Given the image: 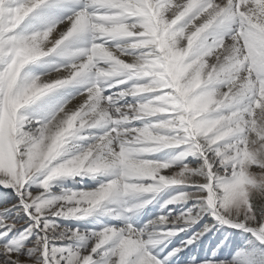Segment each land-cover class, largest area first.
<instances>
[{
    "label": "snow or ice",
    "instance_id": "6c2138e0",
    "mask_svg": "<svg viewBox=\"0 0 264 264\" xmlns=\"http://www.w3.org/2000/svg\"><path fill=\"white\" fill-rule=\"evenodd\" d=\"M78 4H81V0H0V14H9L8 16L0 15V21L5 19L15 21L14 26L9 24L6 31L0 27V121L5 125V162L4 166L0 167V188L12 190V192L0 193V230H3L0 231V240H7L12 229L19 228L13 225H21L20 221L15 220L14 217L23 214L29 218L23 221L24 224H28L30 220L33 221L35 211L33 201L35 198L38 203L39 197L36 193L29 191L25 185L37 172H41L43 176L40 187L47 190L50 182L56 178L57 170L67 169L77 157L83 159L87 154L86 150L84 153L68 158L70 154L65 149V145L76 132L87 128L82 127V121L77 115L87 102L80 104L79 107L76 105L77 98L86 96L88 89L72 96L71 99L58 100L51 93L76 81L90 69L95 71L100 67L93 61L92 44L107 41L105 45L107 47L111 39L105 37L101 40L92 37L90 23L95 22L98 17L110 18L117 37L132 43L146 38L149 29L152 33L158 32L159 39L166 41L181 34L185 44L188 37L196 33L197 43L206 44L212 49L219 48L222 42L235 37V42L243 47L244 56L247 57L244 63L251 81V91L243 102L244 107L238 109L244 112L246 131L249 128L255 131L253 126L259 123L256 119L257 113L264 110V0H130L127 4L113 3L111 0H83L82 6L73 8ZM64 10L71 11V14L61 18L58 13ZM29 18L31 22L25 27L24 22ZM229 23L232 26L227 27L224 33L217 32V29ZM153 24L159 27L153 28ZM60 25L64 27L61 28ZM124 26H138L143 35H126V32L131 31V27ZM22 28L25 34H21ZM28 29L32 31L28 32ZM88 36L91 37L89 47L80 48L81 38ZM50 37L52 39H49ZM69 40H72V46L65 48L60 57L68 59V63L60 64L57 61L53 65L46 66L43 75L31 80L22 75L26 66L56 54ZM30 46L35 47L39 54L28 60L19 73L13 76L14 52ZM177 52L179 54V50ZM131 86L132 81L129 80L123 83L111 81L109 87L119 90L107 97L118 95ZM104 91L107 89L104 88ZM128 97L136 101L123 103L129 108L143 102L139 96H127L123 100ZM73 100L76 102L73 103ZM231 103V93H229V96L223 99V105ZM29 106L33 107L34 111L28 115L23 114L21 110ZM222 109L228 108L222 106L218 110L225 119H230L233 111H237L233 109L222 113ZM175 115L174 112H164L155 117L130 119L126 127L140 130L145 127V124L135 126L137 121L146 120L151 125H158L162 121L172 120ZM9 124L12 126L10 131ZM113 127L116 128V132L120 131L118 126L113 125ZM116 132H112V135H116ZM161 135L175 137L172 144H166L161 149L180 146L177 159L182 161L189 155L201 158L204 171L209 172L211 176L213 187L222 183L227 191L232 186L227 178L235 179V173L240 171L241 163L250 164L253 168L259 167V161L253 151L246 149L245 155L236 146L246 144V141H235L227 132L223 136L205 135L200 132L197 125L190 124L185 128L177 127L171 133L162 131ZM259 138L264 140V133L259 134ZM39 139H48L50 148L44 153V158L37 162L38 157L32 152V145ZM228 151L238 153L237 157H228ZM62 154L63 162L57 160V157ZM158 163L162 166L158 174L145 185L156 184L161 177L168 179L167 185L183 184L171 177L172 170L178 164ZM180 164L192 169L188 164L182 162ZM192 170L195 171V169ZM218 172L220 175H216ZM45 177L50 179L46 181ZM191 186L196 191L200 189V185ZM91 191L95 192L97 189ZM99 191L104 193L107 189L100 188ZM137 193H153V191L145 188ZM43 194L45 192H41V195ZM150 202V200L144 201L145 204ZM235 227L248 228L246 225L239 224ZM104 231L116 237V241L110 246V251L102 252L101 247L111 239L99 241L86 255L70 253L66 264H97L94 257L103 259L105 256L109 258L108 264H164L150 251L145 250V236L142 229H135L129 225L123 229L111 228L101 232ZM253 233L255 235L256 229ZM201 235L202 233L195 234L186 242V246L194 244ZM260 243H264V239H261ZM0 249H4L0 250V264H4L8 255L15 259V253L10 250V245L0 243ZM180 251L182 249H176L170 256ZM7 264H12V261L8 260ZM205 264H215V262L209 260Z\"/></svg>",
    "mask_w": 264,
    "mask_h": 264
},
{
    "label": "clouds",
    "instance_id": "9594fccd",
    "mask_svg": "<svg viewBox=\"0 0 264 264\" xmlns=\"http://www.w3.org/2000/svg\"><path fill=\"white\" fill-rule=\"evenodd\" d=\"M9 24L14 26L15 21H0V27L5 31ZM124 27H131L126 35H143L138 26ZM152 27L158 28L159 25L153 24ZM90 29L93 38L119 39L110 18H96L95 22L90 23ZM148 32L146 38L135 43L123 39L120 43L107 47V41L92 44L93 61L100 67L87 75L91 86L86 96L77 98L76 106L79 107L85 101L87 103L77 115L82 121V127H100L106 130L87 148L78 149L81 153L87 150L83 159L77 157L67 169L61 168L55 173L56 177L83 174L97 179L99 176H106L107 183L101 181L95 192H71L62 195L53 193L50 196L41 195L40 191L35 192L39 197L38 203L35 198L33 201L35 211L32 219L35 223L26 231L31 234L32 229L42 224L40 231L43 235H38L31 246L20 241L14 242L10 245V250L15 253V259L8 255L4 264L8 260L12 264H60L58 259L49 255V242L65 238L76 239L79 234L61 227L49 218H80L81 213L87 215L88 210L109 197L130 196L145 188L153 192L160 191L168 184V179L161 177L158 183L145 185L136 168L151 166L157 170V175L162 166L147 157L158 152L162 146L172 144L175 139L172 135L163 136L161 132L166 130L171 133L177 127L185 128L190 124L197 125L205 135L223 136L227 132L235 141H246V144L236 146L245 155L246 149L253 151L259 167L253 168L250 164L241 163L235 179L227 178L232 186L226 191L222 183L213 187L211 176L204 171L203 165L197 166L193 171L178 164L172 170L171 177L186 185H200V189L175 196L162 207H167V203L185 204L189 200L197 203L175 216L169 212L167 216H159L151 221L154 226L151 242L161 244L176 235L177 231H184L199 223L205 215L212 217L215 223H206L200 232L202 235L217 225L226 224L246 225L264 235V140L259 138V134L264 133V110L257 113L256 119L259 123L253 126L255 131L252 128L246 131L244 112L238 110L244 107L243 102L251 91V81L244 63L247 57L244 56L243 47L238 46L235 37L222 42L219 48L212 49L206 44L197 43L196 33L188 37L185 44L181 34L166 41L154 40L151 29ZM156 35L159 36V33ZM38 54V50L31 46L15 51L12 75H17L27 61ZM170 57L174 58L173 63L178 58L184 69L181 83L188 90L187 95L176 91L173 76L169 74L172 67ZM125 80L132 81L130 88L111 97L103 95L104 82L123 83ZM229 93L232 103L223 105V99ZM127 96H139L143 102L131 108L120 104ZM222 106L230 111H237H233L230 119H225L218 111ZM169 109L176 114L172 120L162 121L158 125L146 123L140 130L126 127L130 119L155 117ZM113 125L118 126L120 131L116 132ZM112 132H116V135H112ZM49 148L48 139H39L32 145V152L38 157L37 162L44 158V153ZM237 155L238 153L232 151L227 152L230 158H236ZM216 175H220L219 172ZM49 179L50 177H45L46 181ZM100 188H106L107 191L101 193ZM169 225L179 227L170 228ZM98 236L99 241L104 242L111 239L112 233L104 231ZM52 251L58 252L59 249Z\"/></svg>",
    "mask_w": 264,
    "mask_h": 264
},
{
    "label": "rangeland",
    "instance_id": "374dc122",
    "mask_svg": "<svg viewBox=\"0 0 264 264\" xmlns=\"http://www.w3.org/2000/svg\"><path fill=\"white\" fill-rule=\"evenodd\" d=\"M231 26V23H229L225 27L217 29V32L222 34L226 31L227 27ZM151 34L153 35L154 32ZM153 38L154 40L159 39L157 35L153 36ZM178 62L179 60L176 63ZM179 66L181 65L179 64ZM106 84L109 87L110 82L107 81L103 85L106 86ZM108 90L109 89H107V91ZM103 93L105 96L111 95L106 93V91ZM128 102L129 101L126 100L124 103ZM223 110L227 112L229 109ZM11 127V124H9V131ZM4 136L5 125L0 121V167H3L5 162ZM170 148V156L165 157L160 155L154 157L153 161L171 162L173 164H180L182 162L183 164L190 165L192 169H196L197 166L203 165V160L198 156L189 155L183 158L182 161L177 159L180 148L176 151H173L174 146ZM163 172H167V170ZM42 179V174L37 172L25 186L29 191L34 193L37 191L45 192L46 196H50L53 193L62 195L63 193H71L76 190V186L72 182L63 181L59 178H54V180L50 182L48 190H45L40 187ZM150 180L151 179H146L143 180V182L146 184ZM98 187V184L93 183L85 190H96ZM4 191L12 192L11 189L5 190L0 188V193ZM194 191H196V189L191 185L180 184L166 185L158 192L133 193L130 196H124L126 204L125 210L128 216V223L126 226L130 224L135 229H142L145 236L146 249L150 251L156 259L164 262V264H205V262L209 260L214 261L215 264H264V243H260V240L264 239V236L257 231L254 235L253 230H255V228H252L253 230H248L249 228H237L235 225L231 224L217 225L216 228L201 235L194 244L186 246V242L195 234L200 233L206 223H215L212 217L208 215H205L199 223L194 224L192 227L186 228L184 231H177L176 235L169 237L161 244H154L151 242L152 233L154 231V226L150 223L151 221L159 216H167L169 212L175 216L181 211L191 208L197 202L189 200L185 204L173 203L168 204L167 207L162 206L165 205L169 199H172L178 194ZM13 196H15L14 192ZM145 200H150L151 202L145 204ZM99 214L100 211H97L90 216L88 215L84 220L80 219L83 213L80 214V218L75 219H64L61 217L49 218L61 227L68 228L70 231H77L79 234L76 239L65 238L63 240L50 241L47 246L49 255L59 259L61 264H66V259L70 253L86 255L91 248L99 242L98 234L102 230L109 229L108 226L111 223L108 216ZM14 219L20 221L22 226L12 229L9 238L7 240H0V243L12 245L14 242L20 241L31 246L32 241H34L38 235H43L40 231V228L43 227L42 224L40 227L32 229L31 234H28L26 230L29 229L30 225L35 223V221L30 220L28 224H24L23 221L29 218L23 214L19 217H14ZM121 227L125 226H119V228ZM168 227L171 228L173 226L169 225ZM217 228L219 230H217ZM22 237L25 238L22 240ZM115 241V236L112 237L111 240L106 241L105 244L102 245L101 251H110V246L113 245ZM52 249H59V251L53 252ZM176 249H182V251L176 252L175 255L170 256ZM94 259L97 264H108L109 258L105 256L103 259L99 257H94Z\"/></svg>",
    "mask_w": 264,
    "mask_h": 264
},
{
    "label": "bare ground",
    "instance_id": "6f19581e",
    "mask_svg": "<svg viewBox=\"0 0 264 264\" xmlns=\"http://www.w3.org/2000/svg\"><path fill=\"white\" fill-rule=\"evenodd\" d=\"M111 2L113 3H119V4H127L130 2V0H111ZM83 0H81V4L78 5H74L73 8L75 7H79L82 6ZM43 11V9H42ZM71 14V11L69 10H64L58 13V16H60L61 18L68 16ZM31 22V18H29V20H26L24 22V26L26 27L29 23ZM61 28L64 27V25H60ZM32 29H28V32H31ZM21 34H25L24 33V29H21ZM55 35V34H54ZM156 33L154 32V34L152 36H155ZM49 39H52V37H50ZM124 38H119L116 40H110L108 41V46H113L115 44L120 43ZM159 40V39H157ZM91 41V37H83L81 38L79 47L82 49H87L89 47V43ZM72 40H69L68 42L65 43V45L54 55L48 56V57H44L41 58L39 61L34 62L29 64L28 66L25 67V69L23 70L22 75L24 77H27L29 80L35 78V77H39L41 75H43L44 71H45V67L46 66H50L55 64L57 61H59L60 64H66L69 62L68 59H61V53L64 51L65 48H70L72 46ZM73 60H75L76 58H72ZM173 57L169 58V62L172 65L171 69L169 70V74L173 76V79L175 81V87H176V91H181V94L183 95H187L188 94V90L185 89L181 84L182 81V76L185 74L184 69L182 66H179V62L176 63L178 61V58L176 59V62L173 63ZM91 72H94L92 69H90L86 74L82 75L80 78H78L76 81L72 82L69 85L66 86H62L61 88L54 90L51 95L60 100V99H71L72 96L77 95L78 93L84 92L86 89H88L91 85L88 82L87 79V75ZM53 76H55V74H53ZM182 77V78H181ZM107 82V81H106ZM104 82V83H106ZM105 86V85H103ZM123 87V86H121ZM106 89H109L108 91H106V93L109 94H113L116 93V91H118V88H114V87H108L107 84L104 87ZM180 89V90H179ZM105 93V94H106ZM104 95V93H103ZM126 100H128L129 102L135 103L136 101L133 100V98L128 97L125 100L120 101V104H123ZM76 101L73 100V103H75ZM123 102V103H121ZM34 111V108L29 106V107H25L24 109L21 110V112L25 115L31 114ZM167 112H171V109H169ZM222 113L225 112V110H221ZM148 123V121L146 120H142V121H137L135 122V126H141ZM106 129L105 128H86L83 129L79 132H76L74 134V136L69 138L68 143L65 145V149L67 150V152L70 154L68 158H71L72 156L81 153L78 149H85L87 148V146L93 142H95V140L103 135L104 131ZM228 138H226L227 140ZM219 143V142H218ZM176 147V148H175ZM180 146H174L173 151H176L177 149H179ZM171 148H162L160 149L158 152L153 153L151 155H149L147 158L154 160V157H158L160 155L162 156H170L171 155ZM63 154L60 157H57V160L63 162ZM136 171L140 172L143 180L146 179H152L155 178L156 176V169H153L151 166H145L142 168H136ZM165 171V170H163ZM41 173V172H39ZM163 174V172H162ZM59 178L63 181H70V183L72 182L75 186H76V190H74V192H83V191H89V190H85L88 186H90L93 183H96L100 186L101 181L107 182L108 177L106 176H99L97 177V179H92L90 178V176L88 175H79V176H66V177H56ZM98 189V188H97ZM95 190V189H94ZM64 194V193H63ZM124 197H109L107 200L101 202L99 205L91 208L90 210H88V214L87 215H83L80 219L84 220L86 217H88V215H92L94 213H96L97 211H100L99 215H106L108 216V218H110V224H109V229L111 228H116V229H123L126 228V224L128 223V216L126 214V204L124 201ZM75 219V218H74ZM78 220V219H77ZM91 221V220H90ZM125 226V227H121L119 228V226ZM78 226V224H77ZM119 235V233H118ZM147 250V249H145ZM204 251V250H203Z\"/></svg>",
    "mask_w": 264,
    "mask_h": 264
}]
</instances>
